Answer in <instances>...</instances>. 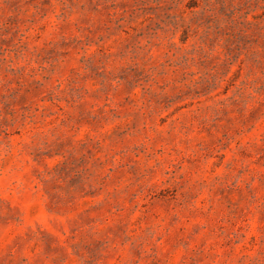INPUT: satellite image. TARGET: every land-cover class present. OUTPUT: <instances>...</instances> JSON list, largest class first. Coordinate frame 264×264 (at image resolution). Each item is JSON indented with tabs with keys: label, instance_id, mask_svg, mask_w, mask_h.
Wrapping results in <instances>:
<instances>
[{
	"label": "rangeland",
	"instance_id": "obj_1",
	"mask_svg": "<svg viewBox=\"0 0 264 264\" xmlns=\"http://www.w3.org/2000/svg\"><path fill=\"white\" fill-rule=\"evenodd\" d=\"M0 264H264V0H0Z\"/></svg>",
	"mask_w": 264,
	"mask_h": 264
}]
</instances>
